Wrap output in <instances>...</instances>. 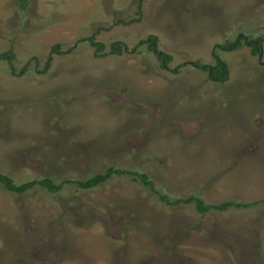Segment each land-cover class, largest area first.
I'll use <instances>...</instances> for the list:
<instances>
[{"label": "rangeland", "instance_id": "374dc122", "mask_svg": "<svg viewBox=\"0 0 264 264\" xmlns=\"http://www.w3.org/2000/svg\"><path fill=\"white\" fill-rule=\"evenodd\" d=\"M138 3L0 0V52L14 54L0 61V172L64 184L0 183V264H264L262 203L201 213L160 199L264 200V44L215 48L264 37V0H146L134 22ZM93 34L106 56L81 40ZM150 35L167 69L146 44L110 53ZM216 58L223 83L193 64ZM109 167L148 174L158 193L125 174L68 182Z\"/></svg>", "mask_w": 264, "mask_h": 264}, {"label": "trees", "instance_id": "16d2710c", "mask_svg": "<svg viewBox=\"0 0 264 264\" xmlns=\"http://www.w3.org/2000/svg\"><path fill=\"white\" fill-rule=\"evenodd\" d=\"M28 1L29 0H20V5L22 6V8H26ZM144 1L146 0H139V3H138L139 11H137V13L139 14V17L134 18V22H137L140 20V16L142 15L141 10H142ZM119 21L121 23H125L124 20H119ZM100 30L101 29L99 28L98 32H100ZM81 40H86L91 44V46L94 48V54L96 56L103 57L107 55L106 51H104L105 47H104L103 42L96 38V34H93ZM144 44L147 45L148 50L154 52L158 60L161 62L162 68L167 69L169 62L172 59V56L157 48V37L154 35H150L147 39L140 40L139 45L131 49L129 48L128 45H126L122 41L112 42V46L110 47L111 48L110 53L120 54L123 51H128V50L130 52L131 51L134 52L136 51V48ZM263 44H264L263 36L251 37L250 35L241 32L237 35L234 41L226 42L223 44L218 43L215 45V48L223 49L225 51H234V50L241 48L242 46H247L251 49L252 54L258 55V54L263 53ZM58 48L59 47L57 45L52 49V51L59 52ZM13 58H14V54L11 51L0 52V61L6 60V61H9L10 64H13ZM50 62H51V59L49 57L45 63L44 71H46L49 68ZM193 64L197 66L200 70L205 71L208 75V78L211 81L223 83L227 81L230 77L227 62H225L221 58H216V63L214 65L203 64L200 61H195ZM11 67H12V73L17 74L16 68H13V65H11ZM26 68H27V65H25L22 71L25 70ZM178 71L179 69L177 68L174 69L175 73H177ZM113 174L130 175L133 177L134 181H138L139 183L147 186L153 192L158 193L154 185V182L149 178L148 174L138 173L135 171H128V170L119 169L115 167H109L104 173L96 174L93 177H90L85 180L70 179L68 180V182H73L74 184L77 185V187L82 188V189H91V188H94L104 183ZM0 183L3 184L8 191L14 192V193H24L27 190L31 189L32 187L36 186L37 184L53 192L60 190L64 186L63 183H56L51 178H43L41 180H30L23 184L18 185L16 184L15 180L10 175L3 173V172H0ZM160 199L169 205H179V204L188 205L194 202L195 208L197 209L198 212H201V213H206L208 210H211V209L225 211L231 207H248V206L257 205L259 203H262L264 205V200L260 202L254 201V202H248V203H240V202H235L234 200H227V202H223L218 205H207L203 202L202 198L199 196H189L186 198L170 199L165 194H160Z\"/></svg>", "mask_w": 264, "mask_h": 264}]
</instances>
